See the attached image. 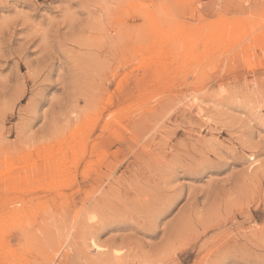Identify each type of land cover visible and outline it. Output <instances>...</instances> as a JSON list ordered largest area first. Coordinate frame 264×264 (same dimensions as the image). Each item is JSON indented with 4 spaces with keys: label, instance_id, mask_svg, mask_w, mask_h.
Masks as SVG:
<instances>
[{
    "label": "rangeland",
    "instance_id": "rangeland-1",
    "mask_svg": "<svg viewBox=\"0 0 264 264\" xmlns=\"http://www.w3.org/2000/svg\"><path fill=\"white\" fill-rule=\"evenodd\" d=\"M1 149L0 264H264V0H0Z\"/></svg>",
    "mask_w": 264,
    "mask_h": 264
},
{
    "label": "bare ground",
    "instance_id": "bare-ground-1",
    "mask_svg": "<svg viewBox=\"0 0 264 264\" xmlns=\"http://www.w3.org/2000/svg\"><path fill=\"white\" fill-rule=\"evenodd\" d=\"M135 11V10H134ZM124 13H126V12H124ZM144 15V14H143ZM146 19V18H145ZM148 19V18H147ZM119 22V21H118ZM114 23V22H113ZM117 23V22H116ZM122 30V29H121ZM124 30V29H123ZM123 32V31H122ZM117 33H118V31H117ZM119 33H120V31H119ZM122 34V33H121ZM123 34H124V32H123ZM49 134V133H48ZM8 153V151H6L5 149H1L0 150V156H1V154H5V155H8L7 154Z\"/></svg>",
    "mask_w": 264,
    "mask_h": 264
}]
</instances>
